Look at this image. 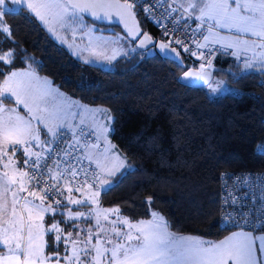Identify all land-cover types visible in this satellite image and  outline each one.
<instances>
[{"label":"trees","instance_id":"16d2710c","mask_svg":"<svg viewBox=\"0 0 264 264\" xmlns=\"http://www.w3.org/2000/svg\"><path fill=\"white\" fill-rule=\"evenodd\" d=\"M134 13L142 31L158 40L154 26ZM83 17L99 31L110 29L126 37L127 53L108 63L107 70L84 64L19 6L3 17L11 35L0 33V49L12 50L14 58L11 63L0 62V87L11 71L29 68L77 102L108 110L112 117L108 138L129 169L100 192L101 207L118 209L130 221L148 220L157 212L175 235L217 240L231 232L218 226L219 175L264 170V156L254 152L264 139V74L243 73L236 58L217 56L204 68L211 71L216 89L185 85L179 77L189 66L180 51L184 68L157 54L146 58L118 25ZM4 101L14 104L8 98ZM66 131L75 132V126ZM56 136L33 146L32 156ZM25 168L27 172L26 164ZM45 178L63 193L59 205L49 197L44 200L55 209L52 220H59L68 234L78 219L67 220L65 210L83 207H72L68 201L81 200L93 191L92 185L72 189L73 181L65 183L51 165ZM26 180L29 190L45 196L39 187L29 188L27 176ZM48 238L53 246L54 235Z\"/></svg>","mask_w":264,"mask_h":264},{"label":"snow or ice","instance_id":"6c2138e0","mask_svg":"<svg viewBox=\"0 0 264 264\" xmlns=\"http://www.w3.org/2000/svg\"><path fill=\"white\" fill-rule=\"evenodd\" d=\"M20 4L21 0H0V33L8 36L11 35L10 28L3 23V17L7 13L15 11L11 5ZM110 6L103 3L102 0H89V2L83 3L79 2V0H41V2H27L26 0L24 4V7L30 9L46 24L47 20L42 14L41 9H59L60 18L63 19L64 16L75 17L78 11ZM125 6L130 8L132 5L126 4ZM189 6L190 8H195L196 4L191 2ZM212 9L216 10L215 14L208 11ZM242 13H248V15H242ZM200 16L201 18L208 17L215 20L219 27H228L229 29L234 27L239 32L250 33L251 36L256 37L261 42L260 46L264 47V0H259L258 4L256 0H245L243 3L240 0H235L234 8L231 6L229 0L205 3L200 8ZM209 30H211V26H209ZM256 42L253 41L254 44ZM161 47L164 46L162 45ZM13 58L14 54L12 50L5 51L0 49V62L11 63ZM246 66L251 67V65ZM23 75L22 73L12 72L8 79L4 81V87L0 89V95L8 92L10 94L9 98L10 96H16L17 103L23 104L29 112H32L33 109L29 107L28 103L20 98V93L9 86L11 82L15 81L17 87H19L21 82L16 78ZM44 83L47 84L48 81ZM36 109L37 111H47L46 108H41L39 104L36 105ZM0 111H4L2 101H0ZM50 116L53 119L56 118L55 113H50ZM34 118L38 121H43V117L41 116H35ZM17 120L18 123L16 124L0 121V140L5 144L11 143L13 146H23L32 140L39 139L30 121H23L19 117ZM49 131L53 132V129L49 128ZM53 135H55V132H53ZM12 150L13 152L17 151L15 147ZM261 150H264V146H261ZM23 151L28 155L29 160H31L32 153L29 148L24 147ZM3 155H7L6 150L3 152ZM39 159L40 156L37 155L36 160L33 161L34 166L38 167ZM29 160H25V164H28ZM4 167L7 168L8 165L5 164ZM71 175L75 176V172H72ZM20 176L21 179L19 181L15 175L9 176L8 172H4L3 177H0V181H3V183H0V222L8 224V227L0 232V246H3L0 247V251L6 250V255L0 256V264H47L48 261H51L52 264H61L58 255L56 259H53L51 255H44L43 231L37 236H33V228L43 229V225L33 222L34 218L31 211H29L27 218V243H24V217L21 216L17 219V205L20 200H24L26 210H28V205H31L36 210V218L40 221L43 220V213L51 212L54 215L55 209L51 205L43 206L42 204H35L33 201L28 200L27 197L18 196L17 190L28 192L22 179L23 177L27 176L29 183L36 180L35 173L29 176L27 172H23L20 173ZM5 177L7 178L6 180L4 179ZM12 185H16L17 188H13ZM36 187H39L40 191L46 194L40 197L41 201L48 198L47 193L49 189L53 195H63L54 185H48L46 188L37 181ZM79 190L78 187L77 191ZM9 193L11 194L10 200L7 198V194ZM98 193L99 189H97L94 195H98ZM28 195L36 197L37 193L31 191L28 192ZM65 199L68 198L65 197ZM53 202L57 205L60 204V200L54 199ZM69 202L75 204L86 203L81 200H70ZM113 211L119 212L118 209ZM6 214L10 218L8 221L2 220ZM68 215L71 220H77L85 216L82 212L72 215L70 211ZM153 217V221H140L135 225L127 220L121 221L130 229H134L135 234L127 232L123 237L117 234L118 242L116 244H113L111 238L101 240L99 232L96 234L97 243H92V233L88 232L86 233V240L83 242L84 246L80 251L77 252L76 248L73 247L72 257H64V259L70 261V264H229V261H232L233 264H256L251 243L252 238L250 236L244 237L247 241L246 243L233 244L231 243L233 238L229 237L224 242L205 246V242L199 239L176 237L175 234L168 232L167 224L162 217L155 213ZM9 229H11V232H9ZM47 230L55 234V241L61 240L62 230L59 227V222L53 220ZM120 239H123L125 243H120ZM133 239L138 242L136 245L130 243ZM75 243L77 241H73V244ZM108 245H112V247H108ZM81 255L84 257L83 260H81Z\"/></svg>","mask_w":264,"mask_h":264},{"label":"rangeland","instance_id":"374dc122","mask_svg":"<svg viewBox=\"0 0 264 264\" xmlns=\"http://www.w3.org/2000/svg\"><path fill=\"white\" fill-rule=\"evenodd\" d=\"M174 5L184 14L185 17H191L199 22L205 23L207 27L211 26V30H207V37L210 39L209 43L217 44L225 47H229L232 50L233 55L241 54L242 52L249 51L250 48L261 47L260 41L256 37L251 36L250 33L239 32L236 28L229 29L228 27H219L216 21L209 19L208 17L201 18L200 8L205 3L219 2V0H170ZM26 0H21L20 5H11L15 10L19 6L24 7ZM27 2H41V0H27ZM194 2L196 4L195 8H190V3ZM231 6L235 7V0H229ZM241 3L245 0H240ZM259 3V0H256ZM26 8V7H24ZM27 9V8H26ZM37 20L39 25L46 30L48 35L59 45L65 47L74 58L78 59L84 64H91L103 67L108 63L115 61L119 56L125 55L127 53V48L130 47L127 43L125 44V38L121 36L118 32H113L110 29H103L98 32L97 26L88 23L84 17L77 12L75 17L64 16L63 19L60 18V10L53 9H41L42 14L47 20V24L44 23L39 17H37L30 9H27ZM215 14L214 9L208 10ZM242 15H248V13H242ZM3 23L5 24L4 20ZM51 29V30H49ZM253 41H257L255 44ZM231 45V46H229ZM246 70V69H243ZM17 73L24 74L21 77H17L20 86L17 87L15 81L10 83V87L16 89L20 93V98L25 100L29 107L33 109L29 112L23 104L17 103L16 96H10L14 99L18 106H20L23 112H19L14 108H10L5 102H2V107L5 110H14L16 115L21 114L24 119L31 122L35 134L39 137L38 140H32L30 143L21 146L20 150L23 151L24 147H28L30 152H32L33 146H39L43 137H52L54 130L59 127H63L60 131L66 130L70 127L67 125L61 126L60 123H56L52 120L50 113H58V115L65 114L69 110L73 111L74 117L70 118L69 123L75 126V129L82 127L83 129H89L94 138L97 141V145L90 147L84 153V159L87 160V166L89 173L94 171V175L91 174L90 177L93 179L92 190L94 193L99 189L98 195H93L91 210H79L75 212H82L85 216H82L77 220L75 226L71 232L68 234H63L65 241H56L55 253L53 256L62 258L72 257V248L75 247L77 252L84 246V241L86 240V233H92V243H97L96 234L99 232L100 239L104 240L107 237L111 238L113 244L118 242L117 234L123 237L127 233L126 225L121 221L127 220L126 217L115 212V208H103L99 205V194L101 191L105 190L112 183V179L125 169H129V166L125 162L121 153H119L109 140V133L111 131V115L107 109L103 107H93L83 105L76 100L66 96L55 88L49 80L44 77H39L32 73L31 71H13ZM243 73L246 71H242ZM12 73V72H11ZM8 74V77L11 75ZM38 79H43L42 81H48L47 84L44 82H38ZM51 85V86H50ZM4 84L1 89H3ZM52 87V88H49ZM52 92V93H51ZM52 96H49V94ZM9 93L5 92L0 95V99L9 97ZM39 104L41 107H50L48 111H37L36 105ZM106 110V111H103ZM41 116L43 121H38L34 117ZM66 126V127H64ZM49 128L53 129V132L49 131ZM99 145V147H98ZM19 180L21 176L19 174ZM90 181V180H89ZM95 181V182H94ZM91 182V181H90ZM87 192V191H86ZM93 194V193H92ZM40 199V196L37 195ZM96 209V211H95ZM99 211H104L105 214L98 213ZM158 214L153 212L151 217L144 221H153V214ZM158 216L162 217L160 214ZM87 217V218H85ZM107 217V219H105ZM130 222V221H129ZM138 222H135L137 224ZM99 225V227H98ZM62 229H64L62 227ZM135 234V231H134ZM176 237H191L199 239L205 242V246L212 244V241L205 238L195 237V236H178ZM117 240V241H116ZM73 241L77 243L73 244ZM65 242V243H64ZM120 243H125L123 239L119 240ZM136 241L132 245H136ZM112 247V245H108ZM84 257L81 255V260ZM65 260V259H64ZM68 261V260H66ZM229 264H232L230 261Z\"/></svg>","mask_w":264,"mask_h":264},{"label":"built area","instance_id":"2783aa9c","mask_svg":"<svg viewBox=\"0 0 264 264\" xmlns=\"http://www.w3.org/2000/svg\"><path fill=\"white\" fill-rule=\"evenodd\" d=\"M120 1L131 4L133 11L136 10L146 22L154 26L159 32L158 40L180 51L189 69L202 70L215 57L232 55L229 47L207 42L204 35L208 27L198 20L185 17L170 0ZM95 145L97 141L89 129L79 127L73 133L66 130L58 132L52 144L42 152L35 149V154L40 156L38 167L33 165L36 157L27 159L28 175L36 174V180L29 183V188L36 186L37 181L46 188L53 185L45 178L49 165L65 183L73 181L72 189L94 186L90 177L94 171L89 173L87 160L83 157L85 151ZM261 146H264V139L257 143L254 152L264 156ZM72 172H75V176L71 175ZM47 196L52 201L55 199L61 202L62 195H53L50 189ZM218 201L220 229L264 233V170L220 172Z\"/></svg>","mask_w":264,"mask_h":264},{"label":"crops","instance_id":"0c3cea01","mask_svg":"<svg viewBox=\"0 0 264 264\" xmlns=\"http://www.w3.org/2000/svg\"><path fill=\"white\" fill-rule=\"evenodd\" d=\"M96 30L98 32H101L98 29H96ZM207 30H209V27L207 28ZM206 31H205L204 36H205L206 41L209 42L210 39L207 37ZM233 56H234V58L237 59L238 63L240 64L241 71H246V72L255 71V72H261L264 74V47L250 48L249 51H245V52H242L241 54L233 55ZM246 65H251V67H247ZM243 69H246V70H243ZM27 70H28V72L31 71L32 73H34L29 68H25V69H21V70L20 69L19 70H13V71H27ZM13 71H11V72H13ZM35 75H37V74H35ZM7 79H8V75H7L5 80H7ZM42 80L43 79H38V82H44ZM3 84H4V82L2 83V85ZM2 85H1V87H2ZM1 87H0V89H1ZM49 88H52V87H49ZM49 96H52V94H49ZM5 98L13 100L14 104L11 105V104L6 103L4 101ZM5 98L0 99V101L5 102V104L8 105L10 108L12 107L19 112H23L22 108L20 106H18V104L16 103V101L14 99L9 98L8 96ZM41 108H46L47 111H48V109H50V107H41ZM44 112H46V111H44ZM18 117L23 121H27L26 119H24L22 117L21 114L16 115V111H14V110H11V109L5 110L4 109V111H0V121H7L9 124H16V123H18V120H17ZM73 117H74L73 111L69 110L67 113L65 112V114H61V115H58V113H56V118L55 119L52 118V120L56 123H60L61 126L67 125L68 127L73 128V124L75 122H73L72 124L69 123L70 118H73ZM64 127H66V126H64ZM62 128L63 127H59L57 130L55 129L54 130L55 135H53V133H52V137H50V138L43 137L40 145H42L46 141H50L51 139H53L57 135L59 130H61ZM13 147H15L17 149V151L13 152V150H12ZM20 148H21V145L13 146L11 143L5 144L2 140H0V177H3L4 172H8L9 176L15 175L16 179L19 181V177H18L19 174L26 172L25 159L28 157V155H26L24 152H22V150H20ZM5 150L7 151L6 156L3 155V152ZM5 164L8 165L7 168L4 167ZM4 179L6 180L7 178L5 177ZM22 179L24 180L25 187L28 189L26 177H23ZM0 183H3V181H0ZM12 187L17 188L16 185H12ZM31 191L32 190L28 189V192H31ZM28 192H23V191L17 190L18 196L27 197L28 200L33 201L35 204H42L43 206H49V204L45 200L41 201V199H39L37 196L36 197L30 196V195H28ZM37 195H39V193H37ZM93 195H94V190L88 191L86 194L83 195V197L81 198V201H85L86 203H82L83 204L82 210H89V211L91 210V207H92L91 203L93 201ZM10 196H11L10 193L7 194V198H9V200H10ZM39 196L41 197V195H39ZM70 204H72V203H70ZM74 205H75V203L72 204V207H74ZM17 209H18L17 219H19V217H21V216L24 217V224H25L24 243L25 244L27 243V235H26L27 218H28L29 211H31L32 216L34 218L33 222L36 224H42L43 225V229H38L35 227L33 228V230H32L33 236L35 237L41 231H43V243H44L43 252H44V255L45 256L51 255L53 257V259H56L57 257L53 256V254L55 253L54 245L56 244V241L54 239V245L51 246L50 242L48 240L49 234H52V235H55V234L52 232H49L47 230L49 228L51 222L53 221L51 216H50V215H52V213L51 212L43 213V220L40 221L36 218L37 212L35 209H33L31 207V205H28V210L25 209V202L23 199L20 200L19 204L17 205ZM66 210H65V218L67 220L74 221V220L69 219L68 214L70 211L72 213V215H75L76 211H73L71 209H68L67 211ZM95 211H96V209H95ZM98 213L105 214L104 211H99ZM9 219L10 218L7 214L2 218V220H4V221H8ZM55 221H57V220H55ZM140 221H146V220L130 221V223L135 225V222H140ZM57 222H59V220ZM7 227H8V224L0 222V232H2L3 229L7 228ZM59 227L62 230L63 234H67V233L63 232V229L61 228L60 224H59ZM125 229H127L128 232H133V234H134L135 230L130 229L127 225H126ZM9 232H11V229H9ZM168 232H170V231L168 230ZM178 236H193V235H178ZM245 236H250L252 238L251 243H252V248H253V255L255 256V259H256V264H264V233H262V234H251V233L246 232V231H231V232H228V234L224 235L223 237H221L217 240H211V239L205 238V237H200V238L209 239L212 241V244H218L220 242L226 241L229 237H232L233 239H232L231 243L241 244V243L247 242L244 239ZM195 237H199V236H195ZM104 238L107 239V237H105V236H104ZM62 241H65L63 236H61V240L59 243L61 244ZM135 242H136V240L133 239L130 243L134 244ZM0 247H3V246H0ZM2 255H6V250L0 251V256H2ZM60 261H61V264H70V261H66L62 258H60ZM229 263H230V261H229ZM47 264H52V262L48 261ZM232 264H233V262H232Z\"/></svg>","mask_w":264,"mask_h":264},{"label":"water","instance_id":"95a60500","mask_svg":"<svg viewBox=\"0 0 264 264\" xmlns=\"http://www.w3.org/2000/svg\"><path fill=\"white\" fill-rule=\"evenodd\" d=\"M79 2H89V0H79ZM102 2L111 6L78 11V13L95 22L118 25L127 38L135 41V47L143 51L146 58H151L157 54L163 59L178 64L182 68L185 67V63L182 61L175 48L163 44L160 40H154L148 33L142 31L131 7H126V4L120 0H102ZM145 37H147V39H145ZM162 45L164 47H161ZM108 68V64L103 66L104 70ZM179 81L185 85L205 87L207 89H216L218 86V84L213 81L211 71L208 69H187L179 77Z\"/></svg>","mask_w":264,"mask_h":264}]
</instances>
